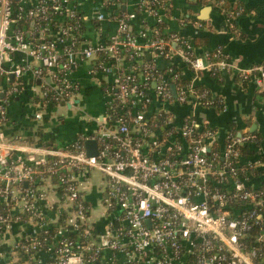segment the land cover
I'll use <instances>...</instances> for the list:
<instances>
[{
  "label": "built area",
  "instance_id": "built-area-1",
  "mask_svg": "<svg viewBox=\"0 0 264 264\" xmlns=\"http://www.w3.org/2000/svg\"><path fill=\"white\" fill-rule=\"evenodd\" d=\"M117 2L104 0L103 5L114 7L113 14L119 9ZM50 3L62 23L53 41L45 38L42 28H16L18 18L33 22L42 19ZM157 4L163 6L154 9ZM164 4L166 0H139L137 7L161 21L167 8ZM76 9L82 10L79 0H0V76L14 75L15 80L25 74L38 80L51 76L53 85L40 87L34 83L33 90L46 95L45 87L50 85L67 102L78 91V85L67 77L77 59L98 60L104 53L114 58L112 62L97 63L100 71L113 75L108 86L110 109L117 106L114 101L118 100L125 115L113 119L109 109L108 124L99 133L69 147L23 143L8 138L1 129L8 118L9 98L20 90L19 83L0 87V264H107L106 252L115 257L124 255L114 264H259L262 246L253 247L243 239L251 230L263 229L264 205L258 202L264 200V186L232 178L237 174L235 166L242 164L237 146L255 138L228 133L224 148L214 152L216 130L193 113L179 122L170 107L174 100L184 104L189 98L208 106L216 103L215 98L208 96L207 90L194 91L192 85H175V98L172 85L181 73L173 66L163 76H153L152 87L148 86L149 75L144 76V86L137 85L136 75L123 69L127 57L120 52V48L125 52L134 50L140 58L146 52L158 56V52L168 49L166 58L179 52L190 68L199 72L230 69L229 59L213 61V57L226 55L224 49L217 48L213 55H196L191 41L167 32L165 27L158 32L163 37H151L149 25L143 26L141 33L132 34L136 11L113 14L119 29L105 42L83 46L86 32V39L75 48L77 26L64 22L75 16ZM95 9L96 17L91 21L82 10L83 19L100 25L107 15L98 6ZM21 52L33 61L25 59L7 68L6 62H13L14 54ZM57 69L64 72V78L55 75ZM246 72H258V84L264 93V62ZM154 110L157 115L165 110L170 116L164 120L152 118ZM37 118L42 115L37 114ZM88 139L97 140V155H88ZM247 164L258 167L256 162ZM95 171L108 182L106 207L121 212L105 232L98 234L91 232L93 225L87 221L91 208L80 189ZM213 182L222 184L223 189L213 186ZM55 194L59 196V207L49 205ZM52 209L58 212L56 221L49 215ZM62 213L68 218L64 226H59ZM51 226H57L52 239L42 238L43 231L48 234ZM79 229L88 238L76 242L68 233ZM49 241L55 244L48 245ZM258 241H264V232Z\"/></svg>",
  "mask_w": 264,
  "mask_h": 264
},
{
  "label": "crops",
  "instance_id": "crops-1",
  "mask_svg": "<svg viewBox=\"0 0 264 264\" xmlns=\"http://www.w3.org/2000/svg\"><path fill=\"white\" fill-rule=\"evenodd\" d=\"M79 1L80 8L89 18L88 21L96 17V6L107 15V18L100 22V30L89 28L85 35L87 41L83 46H86L87 42L93 45L105 42L108 37L116 34L119 23L117 17L112 15L124 11L135 12L139 2L118 0L116 7L119 9L112 14L114 7L107 9L103 5L104 0ZM168 1L169 9L162 14V19L167 24L166 31L178 33L191 41L196 52L200 54L223 48L231 64L230 69L217 68L195 72L179 52L171 53L168 58H157L160 68L167 66L168 69L174 64L178 65L182 78L192 86L207 90L216 100V103L208 106L197 103L193 98H189V103L184 104L174 100L170 107L174 117L180 122L185 115L193 113L199 121L216 130L217 142L221 149L224 148L226 137L233 128L238 129V134L252 135L255 139L250 141V145L256 150V155L243 162L257 163L259 173H254L251 184L255 187L264 186V93L258 84V72L246 74V70L264 62V0ZM143 21L150 26L155 24L157 19L155 15L144 11L141 20L136 17L132 21L136 33L143 31ZM150 54L148 53V57H156L155 54ZM13 57V62H6L7 68H10L12 63L25 59L33 61L26 52L16 53ZM76 64L67 77L78 85V91L70 101L56 107L35 103L32 99L35 94H39L33 90V84L40 87L45 84L53 85L51 76L38 80L31 74H25L14 81H11L10 76H0V87L8 88L15 82L19 83L20 87V90L9 98L8 118L1 126L8 138L36 144L39 140H54L58 147H69L83 137L96 135L108 124V112L112 102L108 86L112 84L113 75L100 71L95 58L87 61L78 58ZM174 97L176 98L175 95ZM24 104L29 105L32 112L30 116H25L22 108ZM65 109L77 113L74 125L58 121V113ZM39 113L42 115L41 119L37 118ZM108 187V182L96 171L91 172L80 187L82 198L91 208L87 221L102 233L121 213L119 209L111 211L106 207ZM58 199L57 194L53 195L49 205L53 203L59 207ZM55 209L49 214L53 221L58 219ZM42 256L48 257L46 254ZM104 259L107 264H114L122 261L124 255L115 257L106 252Z\"/></svg>",
  "mask_w": 264,
  "mask_h": 264
},
{
  "label": "trees",
  "instance_id": "trees-1",
  "mask_svg": "<svg viewBox=\"0 0 264 264\" xmlns=\"http://www.w3.org/2000/svg\"><path fill=\"white\" fill-rule=\"evenodd\" d=\"M168 2L169 1L166 0V4H164V7L167 6V8L169 9V7H168L169 3ZM162 6L160 4H157V5L154 6V9L155 8L156 9H160ZM54 10H55L54 4H52V3L48 4L47 13L46 14H42L40 16L42 19H36L34 22H33L32 19L18 18V14H15V17L18 18L17 22H16V28L17 29H24V30H28V31H32V29L34 27L42 28V29H44V32H45V34H44L45 38L47 40L53 41L54 38L57 36L56 32L61 27L60 24H62L59 21V19L57 18L59 13L55 12ZM75 11H76L75 12V16L68 17L65 20L64 25L77 26V29L74 30L76 32V35H75L73 41L76 44L75 48H78L79 46L77 45V43H80V41H83L84 39H86L84 34L87 32L88 28L89 27H96V28L99 29L100 25L95 24V23H92V24L86 23V21L83 19V11L82 10H78V9H76ZM144 11H145L144 9H137L136 10V13H137L136 17L141 20ZM46 17H48V18H46ZM88 25H90V26H88ZM142 25L146 26V25H148V23L143 21ZM166 25L167 24L165 23L164 20L156 21L155 24L150 25V28L152 29L151 37H153V38L163 37V35H160L158 32L160 30H162V28H164ZM47 27H50V28L46 29ZM133 32H135V31L132 30L131 33L133 34ZM149 36H150V34H149ZM122 37L124 38L125 35H122ZM67 38L68 37L65 36V39H67ZM120 52H121V55L124 54V56L127 57V59L125 60V63H128V64H126L127 67L126 68L123 67V69H125L127 71L130 70L131 74L136 75L135 83L137 85H143L144 86V84L146 83L145 82L146 80H145L144 76H148L149 75L151 77V80L149 81L148 86L152 87V82H151L152 81V77L153 76H155V77L163 76L165 74L166 70H167L166 69L167 66L164 67V68H160L158 66L159 64L157 62V58H159V57L166 58V55L169 52L168 49H166L164 52H161V51L158 52V56H156V57H148V52H146L142 56H140V58H139L137 56V54H135L134 50H128V51L125 52L122 48H120ZM214 53L215 52H211L210 54L213 55ZM195 54L204 56V54L197 53L196 50H195ZM100 55H101L100 58H98V60H97L98 64L101 61H109L110 60L112 62L114 60V58H108L107 56H104L105 55L104 53H100ZM131 55H133L134 57L131 58L130 57ZM221 58L229 59V58H227V55L224 54L223 56H220V57H213V61L218 62L219 60H221ZM177 66L178 65L174 64L173 67L178 69ZM56 74L61 79L64 78V72H62V70L57 69L56 72H55V75ZM150 74H153V75H150ZM107 82H108V80H107ZM107 82H105V84ZM174 82H175V85L178 86V87H181V86L189 87L191 85L186 79H184L182 77H179ZM45 90H47V94L46 95L44 93L43 94H35L32 97V99L34 100L35 103H42L44 105H48V106H52V107H56L58 105L66 103V100H64L63 96L62 95H57L55 93V91H53L51 89L50 85L46 86ZM193 90L198 92V93H201V92L204 91L203 88H199V87H197L195 85L193 87ZM210 95L211 94L208 93V96H210ZM114 104H116L117 106L115 108H113V109H110V114H112L113 119H116L118 117L124 116L125 112H124V108L122 107L123 104L120 101H118V100H115ZM155 111L156 110H154V112ZM151 116H152V118L153 117L154 118L159 117L160 119L164 120V119L168 118L170 116V114L168 112H166L165 110H162L161 114L157 115L156 112H155ZM189 118H192V117H189ZM229 133H231L232 135H236V134H238V129H236V128L234 129L233 128L232 130L229 131ZM30 143L31 144H36V143H33V142H30ZM250 143L251 142H247L245 144L237 146V149L241 153V156H240L239 160L242 162V164H240L239 167L235 166L237 168V174H236V176L232 175V178H234V179L241 178L242 180H245L247 183L252 181V177L254 176V173H256V174L259 173L257 171L258 168L251 167L250 165L247 164V161L243 162L244 160L251 159V158H253L256 155V150L251 148ZM37 144L38 145H42L43 147H58L55 144L54 140H39V143H37ZM214 150H215L214 152H220V145L218 144V142L214 145ZM211 156H213V155L211 154ZM212 185L213 186L217 185L218 188L223 189V185L222 184H216V182H213ZM85 204L87 206H89V204L87 202H85ZM238 205L239 204H236L235 205L236 207L233 206L232 208L236 209ZM234 215L238 216V217H242L241 214H238V213H235ZM67 218H68V215L66 213H62L61 216H60V219H59V223H58L59 226H64L66 224L65 219H67ZM263 220H262L263 229L260 232L251 230L246 235V237H244V239H243L244 241L248 242L253 247L254 246H260V245L262 246V252L263 253H262V255L259 258H257V262L259 264H264V241L263 242H259L258 241L259 234L264 232V221ZM71 227H70V229H71ZM47 230H48V234H46V232H45L46 230L43 231L42 238L46 237L49 240H51L52 236L55 234V232L57 230V226H51ZM82 230L83 229H79L78 231L69 232L68 234L76 242H81L82 240H85V239L88 238V236L83 235V231ZM91 232L93 234H98L99 233V231L97 230L96 226H93V228L91 229ZM54 244L55 243L53 241L52 242L49 241V243H48V245H54ZM94 264H98V263H94Z\"/></svg>",
  "mask_w": 264,
  "mask_h": 264
},
{
  "label": "rangeland",
  "instance_id": "rangeland-1",
  "mask_svg": "<svg viewBox=\"0 0 264 264\" xmlns=\"http://www.w3.org/2000/svg\"><path fill=\"white\" fill-rule=\"evenodd\" d=\"M22 108H23V111H25V113H26L25 116L26 115L30 116L32 114L31 109L29 108L28 104H24ZM84 108L86 109V107H83V109ZM27 113H29V114H27ZM61 113L62 114L64 113V114L60 115ZM58 114H59V115H57V116H59L58 121H63L64 123L69 124L70 126L74 125L75 120H77L76 119L77 113L74 111H70V110L65 109V110H60V112Z\"/></svg>",
  "mask_w": 264,
  "mask_h": 264
},
{
  "label": "water",
  "instance_id": "water-1",
  "mask_svg": "<svg viewBox=\"0 0 264 264\" xmlns=\"http://www.w3.org/2000/svg\"><path fill=\"white\" fill-rule=\"evenodd\" d=\"M10 78H11V81L15 80L14 75H11ZM172 90H173L174 95L176 96V86H175V84L172 85ZM239 135H240V133H239ZM86 149H87L88 155H90V156L91 155H97L98 154V143H97V140L88 139L86 141ZM258 204L259 205H264V200H260L258 202Z\"/></svg>",
  "mask_w": 264,
  "mask_h": 264
},
{
  "label": "flooded vegetation",
  "instance_id": "flooded-vegetation-1",
  "mask_svg": "<svg viewBox=\"0 0 264 264\" xmlns=\"http://www.w3.org/2000/svg\"><path fill=\"white\" fill-rule=\"evenodd\" d=\"M239 11V10H238Z\"/></svg>",
  "mask_w": 264,
  "mask_h": 264
}]
</instances>
